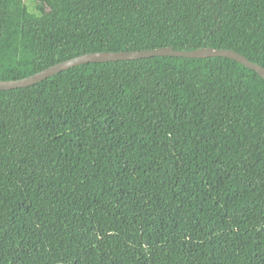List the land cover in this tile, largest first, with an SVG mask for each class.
Segmentation results:
<instances>
[{"label": "trees", "instance_id": "16d2710c", "mask_svg": "<svg viewBox=\"0 0 264 264\" xmlns=\"http://www.w3.org/2000/svg\"><path fill=\"white\" fill-rule=\"evenodd\" d=\"M165 46L264 66V0H0V80ZM0 264H264V78L152 56L0 90Z\"/></svg>", "mask_w": 264, "mask_h": 264}, {"label": "water", "instance_id": "95a60500", "mask_svg": "<svg viewBox=\"0 0 264 264\" xmlns=\"http://www.w3.org/2000/svg\"><path fill=\"white\" fill-rule=\"evenodd\" d=\"M152 56H176L187 58H207V57H227L235 60L244 66L255 70L264 78V66L250 60L245 55L229 48L201 47L192 50H179L171 46L159 47L155 49L136 50V51H98L85 53L62 62L56 63L46 69H43L31 76L12 79L0 80V90H12L17 88L28 87L37 84L49 77H52L62 71L74 68L76 66L95 63V62H112L121 60H135L148 58Z\"/></svg>", "mask_w": 264, "mask_h": 264}, {"label": "rangeland", "instance_id": "374dc122", "mask_svg": "<svg viewBox=\"0 0 264 264\" xmlns=\"http://www.w3.org/2000/svg\"><path fill=\"white\" fill-rule=\"evenodd\" d=\"M27 6H28V9L30 11H33L35 5H36V0H25Z\"/></svg>", "mask_w": 264, "mask_h": 264}]
</instances>
